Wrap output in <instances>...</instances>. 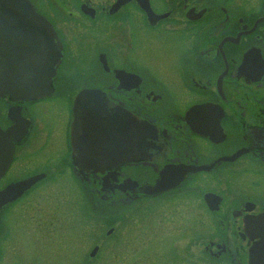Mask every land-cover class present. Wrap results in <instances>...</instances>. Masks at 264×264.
<instances>
[{
	"label": "flooded vegetation",
	"instance_id": "1",
	"mask_svg": "<svg viewBox=\"0 0 264 264\" xmlns=\"http://www.w3.org/2000/svg\"><path fill=\"white\" fill-rule=\"evenodd\" d=\"M28 1L48 23L41 38L57 57L45 95L0 97V128L26 124L0 190L42 173L0 205V264H24L14 257L20 240L9 241V211H45L61 202L57 187L89 210L101 200L110 215L184 195L193 203L187 242L201 245L207 264H264V0ZM181 169L178 185L141 191ZM44 223L31 214L24 227L37 248L61 236L79 242L69 222L52 235ZM96 225L82 264L116 226L103 235Z\"/></svg>",
	"mask_w": 264,
	"mask_h": 264
},
{
	"label": "rangeland",
	"instance_id": "2",
	"mask_svg": "<svg viewBox=\"0 0 264 264\" xmlns=\"http://www.w3.org/2000/svg\"><path fill=\"white\" fill-rule=\"evenodd\" d=\"M53 190L59 194L58 198L62 199L59 204L52 201L54 212H57L56 207L59 206L57 215L52 214L53 205L47 206L45 211H30L22 204L19 214L11 209L5 218L10 230V244L12 241L20 240L22 247L21 253L14 257L18 259L23 257L24 264H82L83 257L87 258L92 245V238L88 235L89 230L94 227L91 224L94 223L97 224V230H102L103 235L108 226L113 224L116 226L113 225L115 229L112 233L105 235L104 245L101 244L102 251L94 258L95 260L89 259V264H207L200 257L201 245L195 243L189 246L187 242L189 227L187 208L193 206V203L184 195L149 204H135V207L131 206L128 215L119 216L108 214L106 204L101 200H97V206L92 204V210H89L83 200L82 205L78 204V196L77 199L72 195L68 196L64 188L57 187ZM49 192L51 193L52 189H49ZM194 205L195 211H200V208L196 209L197 204ZM140 208L148 210L143 211ZM31 214L34 215V220L45 222L50 235L55 230L63 229L69 222L70 226L66 229H73L74 226L80 229L81 233L76 235L79 242L70 243L66 237L61 236L60 241L50 240L43 249L37 248L30 240L33 237L25 236L24 227H28L26 223L30 222ZM107 218H112L114 223ZM13 232H17L18 235ZM16 258L15 261H18ZM8 263L13 264L10 258Z\"/></svg>",
	"mask_w": 264,
	"mask_h": 264
},
{
	"label": "water",
	"instance_id": "3",
	"mask_svg": "<svg viewBox=\"0 0 264 264\" xmlns=\"http://www.w3.org/2000/svg\"><path fill=\"white\" fill-rule=\"evenodd\" d=\"M21 25L33 26V29ZM47 28L48 23L28 0H0V44L3 48L0 47V97L7 96L12 101L29 100L50 91L49 82L57 56L47 48V44L43 43L41 38ZM52 34L51 30L50 35ZM3 41L8 43L5 48ZM74 108L75 106L73 107L75 113ZM74 129L73 121L71 125L73 153ZM24 132L25 123L20 127L13 124L5 130L0 129V173L4 171L11 158L13 141L19 140ZM146 136L149 137L148 134ZM138 142L130 141V159L136 151L134 144ZM184 172V169L178 172L164 171L160 180L152 185L143 186L141 191L152 194L174 187L180 182ZM41 175L42 173H39L6 185L0 190V205L20 196ZM110 231L111 229L107 233ZM95 249L96 247L91 250L90 255L94 254Z\"/></svg>",
	"mask_w": 264,
	"mask_h": 264
},
{
	"label": "snow or ice",
	"instance_id": "4",
	"mask_svg": "<svg viewBox=\"0 0 264 264\" xmlns=\"http://www.w3.org/2000/svg\"><path fill=\"white\" fill-rule=\"evenodd\" d=\"M81 107H82V109L84 111H88V109H89V101L87 100L86 97L81 101Z\"/></svg>",
	"mask_w": 264,
	"mask_h": 264
}]
</instances>
